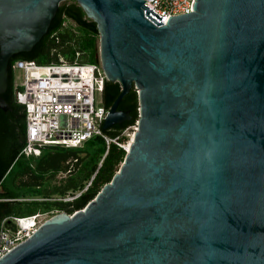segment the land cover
<instances>
[{
    "label": "water",
    "instance_id": "95a60500",
    "mask_svg": "<svg viewBox=\"0 0 264 264\" xmlns=\"http://www.w3.org/2000/svg\"><path fill=\"white\" fill-rule=\"evenodd\" d=\"M75 1L106 80L137 89L123 162L82 209L46 219L0 264H264V0H194L161 21L145 0H0V109L11 57Z\"/></svg>",
    "mask_w": 264,
    "mask_h": 264
},
{
    "label": "trees",
    "instance_id": "16d2710c",
    "mask_svg": "<svg viewBox=\"0 0 264 264\" xmlns=\"http://www.w3.org/2000/svg\"><path fill=\"white\" fill-rule=\"evenodd\" d=\"M98 39L96 23L87 18L82 8L75 1H62L47 33L31 51L11 57L7 89L2 94L11 109H0V221L8 216L35 213L72 214L95 197L123 162L126 150L114 142L107 144L100 135H93L76 147L43 145L39 155L19 154L26 142L25 111L14 98L12 62L23 59L49 63L59 58L72 62L79 50V60L87 56L95 63ZM120 90L118 82L105 80L102 91L105 108L109 110ZM118 109L129 110L132 119L103 132L111 138L119 136L122 143L125 140L122 131L138 117L134 88L121 99Z\"/></svg>",
    "mask_w": 264,
    "mask_h": 264
},
{
    "label": "built area",
    "instance_id": "2783aa9c",
    "mask_svg": "<svg viewBox=\"0 0 264 264\" xmlns=\"http://www.w3.org/2000/svg\"><path fill=\"white\" fill-rule=\"evenodd\" d=\"M193 3L194 0L144 1L164 24L170 16L191 12ZM80 56L81 51L76 50L72 62L62 58L49 63L23 59L12 62L13 80L15 70H22L24 77L20 85L14 84L15 101L25 111L26 142L19 154L39 155L43 145L80 146L93 135H100L107 144L114 142L125 150L132 141L138 119L122 131L125 137L122 143L118 141L119 136L111 138L103 132L101 125L108 109L103 104L96 107L94 95L97 90L102 96L106 77L99 61L78 63ZM43 215L3 218L0 257L31 236L48 219Z\"/></svg>",
    "mask_w": 264,
    "mask_h": 264
},
{
    "label": "rangeland",
    "instance_id": "374dc122",
    "mask_svg": "<svg viewBox=\"0 0 264 264\" xmlns=\"http://www.w3.org/2000/svg\"><path fill=\"white\" fill-rule=\"evenodd\" d=\"M98 52H99V39L97 42V53ZM77 62L78 63H91V60H89L87 58V56H82L80 60H77ZM23 80H24L23 71L22 70H15V73H14V84H15V86L20 85L23 82ZM94 99H95V106L96 107L102 105V96H101V93L98 92L97 90L95 91ZM55 214H57V213H53V214L50 213L49 216L44 214L43 217L49 218Z\"/></svg>",
    "mask_w": 264,
    "mask_h": 264
},
{
    "label": "bare ground",
    "instance_id": "6f19581e",
    "mask_svg": "<svg viewBox=\"0 0 264 264\" xmlns=\"http://www.w3.org/2000/svg\"><path fill=\"white\" fill-rule=\"evenodd\" d=\"M129 147V145L127 146V148Z\"/></svg>",
    "mask_w": 264,
    "mask_h": 264
}]
</instances>
